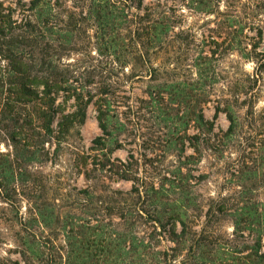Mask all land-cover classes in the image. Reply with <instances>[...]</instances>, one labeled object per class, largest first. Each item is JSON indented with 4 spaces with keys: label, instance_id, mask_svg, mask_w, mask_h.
<instances>
[{
    "label": "rangeland",
    "instance_id": "374dc122",
    "mask_svg": "<svg viewBox=\"0 0 264 264\" xmlns=\"http://www.w3.org/2000/svg\"><path fill=\"white\" fill-rule=\"evenodd\" d=\"M98 1L49 0L60 21L47 35L84 101L102 85L96 41L118 34L103 35ZM109 1L131 22L123 43L136 37L134 15L165 12L159 41L142 48L155 72L125 67L105 80L115 90L105 130L92 103L69 123L82 103L65 92L45 119L24 117L33 104L16 120L0 114V264H156L163 250L173 264H264V0ZM20 128L32 139L13 136ZM110 197L131 211L104 210Z\"/></svg>",
    "mask_w": 264,
    "mask_h": 264
},
{
    "label": "trees",
    "instance_id": "16d2710c",
    "mask_svg": "<svg viewBox=\"0 0 264 264\" xmlns=\"http://www.w3.org/2000/svg\"><path fill=\"white\" fill-rule=\"evenodd\" d=\"M5 1L0 0V114H10L11 118L16 120V117H21L18 115V110H24L21 105L33 104L34 108L24 111V117L36 116L45 119L49 108L53 110L52 113L54 112V107L50 106L55 102L56 97L60 92H65L67 97H72L77 103L74 105L75 108L78 107L79 102L82 103L81 110L66 116L71 117L69 123L74 122L72 118L77 122H82L85 116L83 106L92 103L97 112L99 126L105 130L104 116L107 114L108 107L113 106L109 97H113L115 94L114 85L105 80H110V76L118 77L119 74L116 70L122 69L123 71L125 67H130L131 73L135 67H139L136 75H140L141 72L150 68L155 72L154 62L147 59V53L145 55L142 48L153 47L152 45L159 41L161 33L164 32L168 19L161 9L157 10L153 7L148 9L145 16L134 15L133 23L137 27L132 32L136 34V37H131L128 43H123L126 39L125 37L120 39L119 28H126L124 24L131 22L125 19L126 16L116 4H112L109 0L98 1L96 16L103 28V35L118 34L115 37L109 35L106 39L101 37L96 41L99 52L105 53L103 67L97 73L102 78V85L95 86L93 91H88L87 99L84 101L80 92L69 86L72 81L78 82L75 77L77 69L73 68L74 64L62 59L60 45L47 35L52 25L51 19H57L49 0H17L14 6L5 4ZM15 13H19L20 18H16ZM66 27L69 30L73 28V22L69 21ZM258 36H260V32ZM253 47L257 48V45ZM260 53L264 54V52ZM126 54L129 55L125 56ZM94 69L92 67L87 71L82 67V73L88 74ZM113 71L114 73H112ZM122 71L121 73L124 75L125 73ZM89 82L93 83V81ZM185 93L186 91H183V98ZM205 101L202 97L199 100L201 103ZM201 111L202 109L199 108L197 114L199 118H202ZM26 122L31 123V120H26ZM48 125L49 122H46L45 128ZM19 134L23 135V139H32V136L24 132L22 128L13 132V136ZM104 202V210L118 212L119 209H125L126 212L131 211L129 206L126 208L119 206L113 197L107 198ZM132 211L134 212L135 209ZM178 218L177 215H174L168 219L171 224L169 234L176 244H179L182 239L181 232L176 229V224L179 222L183 225V222ZM109 238L110 235L104 232L100 239V254L105 261L113 254L109 247L111 244ZM118 241L120 242V239ZM89 245L91 246V244ZM167 249L175 251V248L172 247H167ZM117 251H120L119 258L127 253L122 248H118ZM152 255L156 264L166 263V261L173 264L175 261V255H171L165 250L153 251ZM258 260L264 262V252Z\"/></svg>",
    "mask_w": 264,
    "mask_h": 264
}]
</instances>
